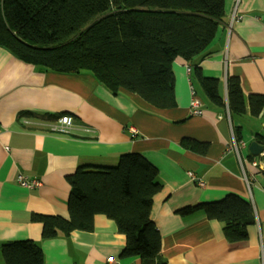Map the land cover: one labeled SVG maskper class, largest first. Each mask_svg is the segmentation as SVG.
<instances>
[{
  "label": "crops",
  "instance_id": "1",
  "mask_svg": "<svg viewBox=\"0 0 264 264\" xmlns=\"http://www.w3.org/2000/svg\"><path fill=\"white\" fill-rule=\"evenodd\" d=\"M224 3L217 36L194 65L203 77L219 81L222 108L209 102L194 68L180 58L172 67L176 105L158 109L125 90L114 96L89 72H44L0 48V246L34 241L44 264H108L109 258L141 264L122 257L126 236L104 215L95 216L91 233L46 240L43 225L33 221L39 213L69 219L67 178L80 168H113L120 156L134 153L158 170L163 189L151 219L165 264H264V152L255 156L249 149L257 136L264 140V110L256 118L249 106L238 115L227 104L228 77L239 79L247 99L264 96V0ZM194 99L203 106L200 116L191 114ZM58 115L73 118L72 132L50 130ZM22 175L41 186L23 188ZM230 194L253 208L255 225L247 227L243 242H228L223 224L203 212L178 214Z\"/></svg>",
  "mask_w": 264,
  "mask_h": 264
},
{
  "label": "trees",
  "instance_id": "2",
  "mask_svg": "<svg viewBox=\"0 0 264 264\" xmlns=\"http://www.w3.org/2000/svg\"><path fill=\"white\" fill-rule=\"evenodd\" d=\"M224 2L0 0V48L44 72H89L114 96L125 90L158 109L176 105L172 67L180 58L194 68L209 102L222 108L225 102L219 81L203 77L195 69V59L205 55L216 38L225 16ZM227 79L231 113L243 115L249 106L252 116L259 117L264 96L247 99L239 79ZM257 141L264 144L262 136ZM67 179L71 186L69 219L33 215V221L43 225V239H54L59 233H91L95 216L104 215L126 236L123 258L165 264L162 237L151 219L154 199L163 189L155 166L140 154L127 153L120 156L116 167L80 168ZM198 212L221 222L230 243L246 240L247 227L255 225L251 204L236 195L216 204L192 205L178 214L188 217ZM0 255L2 264H44L42 249L30 240L0 246Z\"/></svg>",
  "mask_w": 264,
  "mask_h": 264
},
{
  "label": "built area",
  "instance_id": "3",
  "mask_svg": "<svg viewBox=\"0 0 264 264\" xmlns=\"http://www.w3.org/2000/svg\"><path fill=\"white\" fill-rule=\"evenodd\" d=\"M187 71L190 72V68H187ZM203 106L201 105V102L194 99L191 103V114L194 116H200L203 113ZM73 126H74V120L71 116H62L59 121L57 122V124H52L50 125V130H52V132L55 133H59V134H69L70 132H72L73 130ZM89 130H86V132ZM18 181L20 183V185L23 188L26 189H33V188H37L41 186V182L38 180H30L28 179L26 176H19L18 177ZM203 183H201L200 185H202ZM108 264H118L117 261H115L113 258H109L107 260Z\"/></svg>",
  "mask_w": 264,
  "mask_h": 264
},
{
  "label": "water",
  "instance_id": "4",
  "mask_svg": "<svg viewBox=\"0 0 264 264\" xmlns=\"http://www.w3.org/2000/svg\"><path fill=\"white\" fill-rule=\"evenodd\" d=\"M249 149L252 155L258 156L264 152V145L256 141L251 142Z\"/></svg>",
  "mask_w": 264,
  "mask_h": 264
},
{
  "label": "rangeland",
  "instance_id": "5",
  "mask_svg": "<svg viewBox=\"0 0 264 264\" xmlns=\"http://www.w3.org/2000/svg\"><path fill=\"white\" fill-rule=\"evenodd\" d=\"M114 167H116V166H114ZM3 263V262H2Z\"/></svg>",
  "mask_w": 264,
  "mask_h": 264
}]
</instances>
